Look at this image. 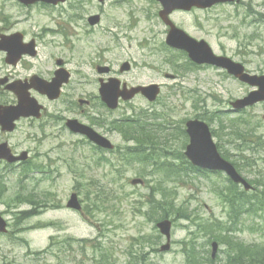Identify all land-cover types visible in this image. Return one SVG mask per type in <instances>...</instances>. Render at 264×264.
<instances>
[{"label": "rangeland", "instance_id": "obj_1", "mask_svg": "<svg viewBox=\"0 0 264 264\" xmlns=\"http://www.w3.org/2000/svg\"><path fill=\"white\" fill-rule=\"evenodd\" d=\"M247 1L250 0H240L238 4H227L194 14L180 13L173 19L192 36L206 39L216 52L225 51L236 61L243 62L249 70L261 74L264 73V21L260 22L254 18L264 20V0H251V8L258 12L257 15L242 4ZM91 3L86 6L82 16L68 23L66 34L59 37L64 41V47L52 49V38L47 34L49 28H53L54 24L62 19L59 9H44L37 6L29 10L20 7L16 0H0V33L22 31L28 38L37 37L41 41L40 56L32 63L23 61L12 67L4 60V54H1L0 79L6 76L24 77L33 69L50 71L55 65L53 57L57 56L69 59L72 67L81 62L93 64L102 50L105 51L103 60L113 64L122 63L124 60L130 61L133 57L139 60L142 50H139L136 39L127 36L135 30H145L148 22L143 17L129 14L128 12L135 9L126 3L109 5L108 8L112 11L107 12V17L100 26H90L86 24V14L97 12V9H90ZM65 16L68 18L70 14L66 13ZM107 26L118 29L110 30ZM160 28L163 32L157 37L162 42L164 32L167 33L168 29L162 22ZM145 34V31L141 32L140 40ZM100 54L102 55V52ZM161 58L164 71H170L167 69L169 67L165 59L174 58V63L185 61L181 54L165 50L161 54L148 56V60L153 61V65L159 68ZM83 68L90 75L91 73L97 75L90 66L84 65ZM184 75L182 85L176 86V82L165 80L163 73L158 74L150 67L143 68L140 65L130 77H139L142 81L156 77L159 82H165L162 95L164 100L171 101L172 105L176 104V110L171 113L177 121L208 111V117H212L211 127L217 133L216 140L230 153L243 158L248 165V168L244 166L242 174L251 181L259 174L260 169L264 172V104L251 107L243 114L230 110L229 101L244 96L249 92L250 86L228 76L222 70L210 67L196 69ZM75 83L80 89L90 87L80 83L78 74ZM10 96L11 94L0 86V98ZM131 102L123 104V108L128 109L134 105L137 108L150 107L144 99ZM215 114L216 118L213 117ZM109 116L111 117V114ZM240 118L251 119L259 127L256 136L251 135V138L258 137L261 147L258 148L253 142L241 144V140H238L239 135L245 133ZM8 138L20 149L18 151L28 150L30 156L32 155L31 159L44 161L45 166L34 173L37 176L33 178L38 182L33 179L31 184H26L28 190L36 191V196L40 198L38 204L34 202L30 206L18 205L19 208L14 209V211L36 209V214L21 220L14 216L17 228L10 227L13 231L11 238L0 237V254L3 256L1 258L4 264H98L103 258L97 254V250L105 249V246L114 251L113 258L117 257L120 263L128 260L126 254L131 250H140L145 251V264H187L183 247L173 245L172 251L159 252L160 245L166 241L159 233L153 238V242L152 239L141 238V235L152 234L154 229L151 219L143 213V209L140 210L143 204L140 196L156 195L158 199L164 200L157 194L165 186L169 188L173 186L177 205L183 207L178 214L179 220L174 226L172 240L179 242L187 239L188 230L192 229L187 228L190 222L184 218L188 213L187 209H190L197 218L216 216L222 220L226 219L225 208L222 207L220 197L217 195V190L222 185L221 180H225L222 173L211 174L195 182L186 179H169L164 182L158 180L155 174L149 176L148 174L153 172L147 165L126 162V166L116 168L114 165L121 160L119 155H111L90 144L86 145L81 136L68 134L53 126L50 121L44 125L41 121H25ZM112 141L121 147L127 144L116 133L113 134ZM180 143L181 141H178L177 144L181 146ZM168 156L173 163L181 159V155L176 152H170ZM74 168L76 173H72ZM43 171L46 173L45 176H41ZM134 178H144L147 182L132 184L131 180ZM109 183L108 187H99ZM8 185L10 189L3 190L6 196L12 195L16 190L15 184ZM75 187L85 199L89 196L94 199L96 191L101 198L107 199L86 206V217L80 216L68 210L66 206L61 208ZM14 198L18 200L17 195H14ZM158 201L160 200L155 203ZM84 203L86 205L85 200ZM0 209L6 211L12 221L13 214L9 212L4 202H0ZM11 221L10 225L13 223ZM261 223H263L261 227H264V220ZM260 232L241 233V239L261 241ZM159 237L162 241L158 246ZM72 238L76 242L70 249L66 241ZM82 239L83 242H78ZM196 247L201 252L200 247L198 245ZM220 248L223 249V246ZM37 252L42 253L38 259L34 255ZM232 254L238 264H246L245 250L236 249ZM229 264L234 263L229 260ZM257 264H264V259H260Z\"/></svg>", "mask_w": 264, "mask_h": 264}, {"label": "water", "instance_id": "obj_2", "mask_svg": "<svg viewBox=\"0 0 264 264\" xmlns=\"http://www.w3.org/2000/svg\"><path fill=\"white\" fill-rule=\"evenodd\" d=\"M221 0H212L206 3V6L211 5L214 2ZM188 0H175V2L171 1L170 4L172 6L178 8H189L187 7ZM168 43L173 45L174 47L184 49L189 52V56L191 59L197 63H218L227 67L230 72L240 76L245 81H251V78L247 74H243V67L241 64L233 63L230 59L227 58H215V56L209 51L208 46L203 41H196L195 39L189 37L184 31L173 28L168 36ZM0 48H7V45H1ZM254 82V81H252ZM261 84L264 82L259 81ZM264 87V86H263ZM146 93L154 99L157 93V87L151 86L147 88ZM264 99V93H256L251 94L246 97L241 105H246L250 103H254L256 101ZM189 133L191 135V143L187 146L186 155L193 162V164L209 168V169H225L234 180L242 181L240 176L235 172L234 168L225 161L219 155L217 151V147L212 140L211 132L206 123L201 121H190L188 123ZM244 181V180H243ZM5 222L0 218V230H5ZM159 227L164 233H169L170 224L169 222H161L159 223Z\"/></svg>", "mask_w": 264, "mask_h": 264}, {"label": "flooded vegetation", "instance_id": "obj_3", "mask_svg": "<svg viewBox=\"0 0 264 264\" xmlns=\"http://www.w3.org/2000/svg\"><path fill=\"white\" fill-rule=\"evenodd\" d=\"M111 0H105V1H99L96 0L97 2V6H93L96 7L98 9L97 14L100 16V21L105 18L104 17V9L103 6H105L106 4H108ZM128 0H115L116 3H122ZM142 3L141 6V12L140 15H142L145 20L148 22V26L146 27V29L148 30V32L150 33L151 36L153 37H157L159 35L160 32H163V30L160 28L161 26V22L164 24L162 17H161V11H162V6L159 2H157L156 0H139ZM79 0H67L65 3L68 4H72V3H78ZM62 4V3H59ZM58 4V5H59ZM36 5H43V6H56V5H51V4H46V3H36L34 4ZM93 5V4H92ZM30 6V5H28ZM175 14V12H173L171 14V17H173ZM89 21V19H88ZM165 27H167L164 24ZM168 28V27H167ZM165 30V29H164ZM34 40L37 42V44L40 47L41 41L37 38L34 37ZM38 56V55H37ZM36 56V58L31 57V56H26L23 61L32 63L34 59H37L38 57ZM22 61V62H23ZM103 62H99L95 65V67L99 70V71H105L102 73V75L94 82L87 80L84 83V85H88V84H94L95 86H97V88H95L92 92L86 90L85 88L82 89L83 93L82 96L78 95L77 100L74 97L75 94V89L73 88L72 91L67 92V100L65 101V106L62 107V111L58 110L55 117L60 121L63 122L66 118H68L69 116H71L72 114L75 115L76 117H74V119H79L81 121H85L86 123L90 124L91 126H93L94 128H101L103 126H101V124H105V122L103 121V119H106L103 112L105 111V108L102 104V100L101 97L98 93L99 91V86L100 84H104L106 83L109 79L113 78L116 76L117 77H123L124 74H126V72H122L120 69L118 71H116L110 64H107L104 62V64L102 65ZM56 64L57 68L60 67V70L62 71L61 74H67L70 77V81L64 85L63 90L65 91V89L72 84H75L74 81V77H76V75H79V78L83 77L82 73H79L77 71L76 74L73 73V71H71L70 69V61L68 59H62L61 57L56 59ZM66 69L69 71V74L66 72ZM55 67H53L50 71H46V74L43 73V71L39 70L41 76H45V78L47 79H52L53 76L55 75ZM79 70V69H78ZM55 72V73H54ZM43 74V75H42ZM125 79L122 81V84H125ZM132 83V82H130ZM128 84V83H127ZM138 84V83H136ZM63 91V92H64ZM35 94H37L36 92H34ZM40 98L47 100L45 96L39 95L37 94ZM65 95V93H63V96ZM97 107L100 111V113L98 112V114L96 116L93 115H85L84 117L80 116V112L78 110L79 107H82L80 111L84 112L85 107ZM104 117V118H102ZM102 119V120H101ZM100 121H102L100 123ZM100 123V124H99ZM65 124V122H64ZM65 128L67 127V122L64 125ZM104 131V129H101ZM5 135V134H4Z\"/></svg>", "mask_w": 264, "mask_h": 264}, {"label": "trees", "instance_id": "obj_4", "mask_svg": "<svg viewBox=\"0 0 264 264\" xmlns=\"http://www.w3.org/2000/svg\"><path fill=\"white\" fill-rule=\"evenodd\" d=\"M132 124V123H131ZM138 125L139 124H136L135 125V128H134V130L136 131V129H137V127H138ZM146 128L144 127L143 128V130H145ZM140 139H143V143L142 144H144L145 142H148V143H152V141L154 140L152 137H150V140L151 141H148L149 140V137H144V138H140ZM141 144V145H142ZM151 148V147H150ZM141 151H143V153H145L146 152V149L145 148H143V147H139L138 148V150L136 151L137 153H141ZM150 158H151V156H150ZM171 162V161H170ZM165 165H167V166H165ZM172 164H165V163H161V164H157L156 165V167L157 168H159V170H161V169H167V170H174L172 167ZM175 171V170H174ZM178 171V170H177ZM178 174H181V173H178ZM160 211H161V213H160ZM159 213H160V215L163 217V216H166L167 215V211H166V209L165 208H163V207H161V209L159 210ZM245 251H246V259L247 260H249V253H248V249H245ZM229 260H230V262H233V255H232V260L229 258ZM208 264H211V262H209Z\"/></svg>", "mask_w": 264, "mask_h": 264}, {"label": "bare ground", "instance_id": "obj_5", "mask_svg": "<svg viewBox=\"0 0 264 264\" xmlns=\"http://www.w3.org/2000/svg\"><path fill=\"white\" fill-rule=\"evenodd\" d=\"M173 163V162H172Z\"/></svg>", "mask_w": 264, "mask_h": 264}]
</instances>
